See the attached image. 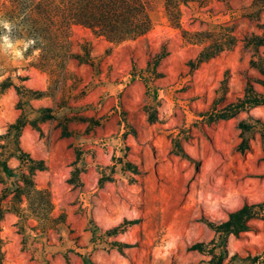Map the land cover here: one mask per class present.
<instances>
[{
    "label": "rangeland",
    "instance_id": "374dc122",
    "mask_svg": "<svg viewBox=\"0 0 264 264\" xmlns=\"http://www.w3.org/2000/svg\"><path fill=\"white\" fill-rule=\"evenodd\" d=\"M252 97L264 0H0V264H264Z\"/></svg>",
    "mask_w": 264,
    "mask_h": 264
},
{
    "label": "trees",
    "instance_id": "16d2710c",
    "mask_svg": "<svg viewBox=\"0 0 264 264\" xmlns=\"http://www.w3.org/2000/svg\"><path fill=\"white\" fill-rule=\"evenodd\" d=\"M263 83V81H262ZM264 100V99H263ZM250 103L254 105H258L260 102V99L257 97H252L246 99V101H243V103ZM223 116H226L225 114ZM21 161H28V162H35L34 159L25 151L20 149L18 151V154L16 155ZM3 170L5 173H7L9 176L14 175V172L12 168L7 164V162L1 163ZM35 166H31L30 172L33 173L35 171ZM41 168V167H40ZM257 205H249L245 204L240 209L233 211L229 214V218L227 221L220 224L221 228H224L226 232H230L233 234H238L239 232L246 230L248 228V221L252 216H254V207ZM258 259L257 257H253L252 261L255 262V260Z\"/></svg>",
    "mask_w": 264,
    "mask_h": 264
}]
</instances>
